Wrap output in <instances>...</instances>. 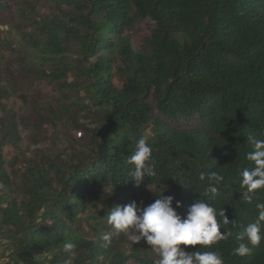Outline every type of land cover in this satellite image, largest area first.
<instances>
[{"label":"trees","instance_id":"1","mask_svg":"<svg viewBox=\"0 0 264 264\" xmlns=\"http://www.w3.org/2000/svg\"><path fill=\"white\" fill-rule=\"evenodd\" d=\"M17 1L16 18L30 29L13 24L0 44L23 52L30 64L56 65L42 72L51 81L75 72L93 105L69 104L64 111L77 107L100 119L80 158L62 169L44 156L30 160L18 183L4 168L6 139L0 136V229L15 249L11 263L154 264L159 257L144 239L128 255L119 241L102 247L107 224L100 226L97 214L85 217L97 239L69 231L90 202L107 218L114 205L132 201L103 198L100 188L120 195L136 187L126 160L146 136L158 168L157 178L141 183L155 189L151 203L164 188V195L175 197L174 207L182 202L177 211L183 216L206 185L200 172H219L224 180L215 206L224 208L232 235L201 250L219 251L224 264H264V241L249 255L232 254L236 236L257 218L256 203L264 202L261 191L246 203L239 188L240 172L253 166L246 160L249 138L264 139V0H44L48 13L31 0ZM145 21L151 22L149 36L134 51L129 39ZM73 57L74 64L67 62ZM20 186L24 198L18 202ZM67 241L75 244L71 254L62 250ZM41 255L49 257L46 263L36 259Z\"/></svg>","mask_w":264,"mask_h":264},{"label":"rangeland","instance_id":"2","mask_svg":"<svg viewBox=\"0 0 264 264\" xmlns=\"http://www.w3.org/2000/svg\"><path fill=\"white\" fill-rule=\"evenodd\" d=\"M31 3L42 13L50 11L44 0H31ZM19 7H21L20 1L5 0V7L0 9V43L7 38V34L3 31L13 24L20 31L30 29L16 18V10ZM150 27V21L136 26L129 39L132 50L138 51L143 46L144 39L149 36ZM12 37L8 38L12 39ZM14 39L16 40L15 37ZM0 57L2 68L0 86L5 91V96L0 98V103L5 109V111L0 109V136L6 139L2 149L3 161L10 179L17 183L21 182L27 162L38 161L41 156L61 169L74 156L80 158L86 152L85 145L88 143L90 131L100 119V114L94 111L81 113L77 107L71 108V114H66L64 111V106L69 104L93 105L90 96L83 89L82 79L75 72H70L61 81H51L43 77L42 72H49L56 65L41 61L30 64L27 55L9 49L4 44L3 46L0 44ZM67 62L74 64V57L68 58ZM8 111L11 113L9 114ZM9 120H12L13 125L8 124ZM5 132L7 135L4 134ZM146 133L150 134V131L146 130ZM14 137H17V141L11 143ZM154 190L153 187L141 184L128 193L117 195L112 194L108 186L102 185L100 193L103 198L112 195L114 202L132 198V201H136L138 205L147 206L151 203ZM15 196L18 202L24 198L22 186L15 192ZM99 210V207L90 202L85 213L80 214V218L70 225L69 231L81 238L97 239L99 234L92 233L87 227L85 218L89 214H97L99 225L107 224L102 234L112 233V241H119L118 248L128 255L130 248L137 247L141 240L132 242L123 234L113 233L107 218L99 215ZM5 234L6 232L0 229V262L12 264L11 260L16 258L15 249L12 242L2 238ZM36 259L46 263L49 257L41 255Z\"/></svg>","mask_w":264,"mask_h":264},{"label":"clouds","instance_id":"3","mask_svg":"<svg viewBox=\"0 0 264 264\" xmlns=\"http://www.w3.org/2000/svg\"><path fill=\"white\" fill-rule=\"evenodd\" d=\"M248 142L252 150L246 154V160L253 166L240 172L239 188L244 201L250 204L254 196L264 191V139L249 138ZM126 163L131 166L127 177L136 187L146 178L158 177L157 160L146 136L138 139ZM199 180L206 181L203 192L183 216L177 211L183 207L182 202L177 200L174 207L175 197L164 195L162 188L159 194L156 193L154 202L147 206H140L136 201L114 205L108 212L107 223L113 233L123 234L132 242L144 239L159 257L154 264H224L219 251L201 250L213 249L232 235L224 208L215 206L224 176L216 171H201ZM255 207L258 210L256 220L236 236L237 246L232 250L235 256L249 255L264 241V202H257ZM235 223L234 220L231 225L235 226ZM221 228L225 229L223 233ZM101 240L102 247L109 248L112 233L102 235ZM181 245L192 246L194 250L186 251ZM197 245L199 248H195ZM74 248L71 241L62 246V250L69 254Z\"/></svg>","mask_w":264,"mask_h":264}]
</instances>
